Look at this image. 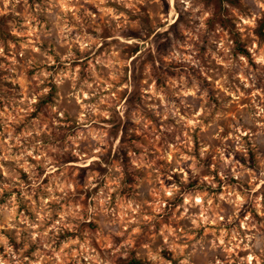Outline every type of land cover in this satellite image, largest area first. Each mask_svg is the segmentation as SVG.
<instances>
[{"label": "rangeland", "instance_id": "1", "mask_svg": "<svg viewBox=\"0 0 264 264\" xmlns=\"http://www.w3.org/2000/svg\"><path fill=\"white\" fill-rule=\"evenodd\" d=\"M260 33L264 0H0V264H264Z\"/></svg>", "mask_w": 264, "mask_h": 264}, {"label": "trees", "instance_id": "2", "mask_svg": "<svg viewBox=\"0 0 264 264\" xmlns=\"http://www.w3.org/2000/svg\"><path fill=\"white\" fill-rule=\"evenodd\" d=\"M260 37L264 39V34L260 33ZM138 98V91L135 89L132 94L128 98V102H135V99ZM134 264H138L137 262H134Z\"/></svg>", "mask_w": 264, "mask_h": 264}]
</instances>
